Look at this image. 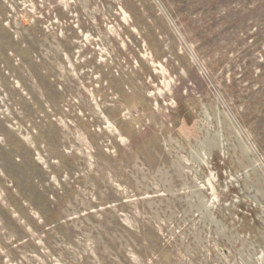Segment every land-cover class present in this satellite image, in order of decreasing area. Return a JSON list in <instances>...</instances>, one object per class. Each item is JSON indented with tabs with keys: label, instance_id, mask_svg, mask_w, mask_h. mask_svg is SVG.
I'll use <instances>...</instances> for the list:
<instances>
[{
	"label": "rangeland",
	"instance_id": "rangeland-1",
	"mask_svg": "<svg viewBox=\"0 0 264 264\" xmlns=\"http://www.w3.org/2000/svg\"><path fill=\"white\" fill-rule=\"evenodd\" d=\"M0 264H264V0H0Z\"/></svg>",
	"mask_w": 264,
	"mask_h": 264
}]
</instances>
